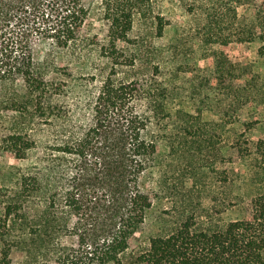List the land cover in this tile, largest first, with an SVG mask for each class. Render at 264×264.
Returning a JSON list of instances; mask_svg holds the SVG:
<instances>
[{
    "label": "trees",
    "instance_id": "trees-1",
    "mask_svg": "<svg viewBox=\"0 0 264 264\" xmlns=\"http://www.w3.org/2000/svg\"><path fill=\"white\" fill-rule=\"evenodd\" d=\"M44 6L49 12L43 17L54 21L56 54L83 60L93 44L81 39L87 17L81 0H0V86L7 89L0 108L13 123L0 146L18 160L41 151L21 170L15 197L4 203L5 221L21 233L10 241L0 235V264H14L12 247L31 264H264V140L252 142L241 134L232 142L259 192L250 201L248 219L222 223L220 215L233 204V183L228 171L215 169L228 159L201 109L177 110L171 123L172 97L156 73L114 79L123 57L117 42L137 47V40L128 39L131 14L116 10L107 17L108 43L99 53L112 73L95 69L79 79L66 74L58 80L51 77L57 71L49 69V56L37 60L28 39L30 17ZM185 10L204 45L256 42L264 56V0H190ZM157 20L161 36L165 23ZM212 62L200 84L203 80L210 91L206 98L218 99L211 107L218 119L230 108L236 113L248 104L264 106V83L256 74L223 51L214 52ZM231 78L240 82L235 91ZM159 141L169 157L185 158L189 186L183 187L182 201H172L164 212L170 229L141 245L134 238L153 203L141 181L154 167ZM203 169L216 176L207 207L200 198ZM24 198L42 211L27 216ZM63 237L72 242H61Z\"/></svg>",
    "mask_w": 264,
    "mask_h": 264
},
{
    "label": "rangeland",
    "instance_id": "rangeland-1",
    "mask_svg": "<svg viewBox=\"0 0 264 264\" xmlns=\"http://www.w3.org/2000/svg\"><path fill=\"white\" fill-rule=\"evenodd\" d=\"M81 2L87 11L81 39L93 40L92 46L86 47L89 55L86 54L83 60H76L56 54V49L53 47L54 40L51 38L54 21L47 16L43 17L49 12L44 6L42 11L35 14V17H30L28 22L30 28L28 39L36 59L45 60L49 56L47 61L52 63L49 64V69L55 67L54 71H57V74L53 73L51 77L58 80L66 79L63 76L66 74L79 79L101 69L104 75L112 73L111 65L99 53L100 47L108 43L107 17L116 10L129 12L132 27L128 39L137 40V47L128 42H117L116 47L122 52L123 57L119 59L122 65L115 68L114 79H127L139 71L146 74L156 73L172 97L167 104V111L172 115L171 123L177 110L195 114L196 109H201L202 121L212 125L210 129L221 140L220 153L228 159L225 163H216L215 169L228 171L233 183L230 189L233 204L220 215V220L225 223L230 220L248 219L250 201L259 191L250 183L248 170L237 158L232 142L241 134L252 142L258 139L264 140V106L248 104L236 113L230 108L228 116L220 120L211 110L218 99L206 98L210 91L208 93L205 91L207 87L204 86L203 80L200 84V78L212 70L213 53L223 51L232 63L246 67L259 77L261 83H264V56L258 53L260 45L256 42L243 44L231 42L227 47L217 44L204 45L193 29L195 26L192 18L185 10L186 3L190 0H81ZM238 12L243 13L244 10L239 9ZM158 17L165 23L161 36L157 32ZM132 55H135V60L130 58ZM205 71L208 72L204 73ZM245 79L248 77L246 76ZM210 81L211 85L215 83L212 79ZM239 83L232 79L230 84L234 87L233 91ZM5 91L7 89L0 86V100ZM5 115H7L5 111L0 108V139L13 131L12 120ZM246 124L251 125V128L247 129ZM168 154L166 143L159 141L154 167L141 181L142 188L153 197L152 207L134 238L135 242L141 245H145L150 238L165 234L170 229V218L164 212L170 209L172 201L178 203L182 201L185 195L183 187L189 186V180L185 179L187 174L185 158H172ZM40 155L39 147L28 152L26 159L18 160L0 146V235H4L7 241L21 232L17 229L13 230L10 222L5 221L4 203L15 197L19 189L21 170L26 169L29 163ZM201 173L203 175L199 174L198 177L205 186V192L200 198L202 204L207 207L206 194L210 191L216 176L210 175L206 169ZM191 197L196 200L198 196ZM23 201L24 213L27 216L42 211L40 206H29L25 198ZM8 231H10L9 236ZM61 242L70 244L72 240L63 237ZM10 257L14 264H31L19 248L12 247Z\"/></svg>",
    "mask_w": 264,
    "mask_h": 264
}]
</instances>
